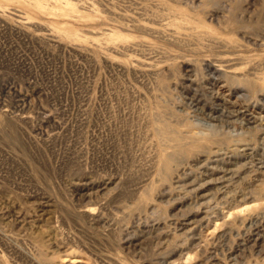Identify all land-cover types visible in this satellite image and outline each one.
Returning <instances> with one entry per match:
<instances>
[{"label":"rangeland","instance_id":"obj_1","mask_svg":"<svg viewBox=\"0 0 264 264\" xmlns=\"http://www.w3.org/2000/svg\"><path fill=\"white\" fill-rule=\"evenodd\" d=\"M263 240L264 0H0V264Z\"/></svg>","mask_w":264,"mask_h":264},{"label":"bare ground","instance_id":"obj_2","mask_svg":"<svg viewBox=\"0 0 264 264\" xmlns=\"http://www.w3.org/2000/svg\"><path fill=\"white\" fill-rule=\"evenodd\" d=\"M211 119H212V118H211ZM219 178H220V177H219ZM217 179H218V178H217ZM210 181L212 182V180H210ZM211 182H210V183H211ZM215 182H216V181H215ZM215 182H214V183H215ZM203 185H206V183H205V184H203ZM201 191H202V189H201ZM189 223H190V222H189ZM263 241H264V240H263Z\"/></svg>","mask_w":264,"mask_h":264}]
</instances>
